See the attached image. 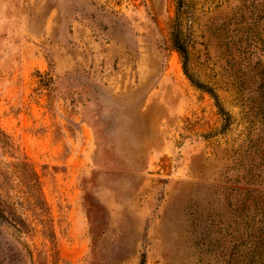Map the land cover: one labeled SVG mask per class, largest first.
<instances>
[{
  "label": "rangeland",
  "instance_id": "rangeland-1",
  "mask_svg": "<svg viewBox=\"0 0 264 264\" xmlns=\"http://www.w3.org/2000/svg\"><path fill=\"white\" fill-rule=\"evenodd\" d=\"M0 264H264V0H0Z\"/></svg>",
  "mask_w": 264,
  "mask_h": 264
},
{
  "label": "trees",
  "instance_id": "trees-1",
  "mask_svg": "<svg viewBox=\"0 0 264 264\" xmlns=\"http://www.w3.org/2000/svg\"><path fill=\"white\" fill-rule=\"evenodd\" d=\"M179 49H180V48H178V51L180 52V54L183 55L184 52H183L182 50H179Z\"/></svg>",
  "mask_w": 264,
  "mask_h": 264
}]
</instances>
